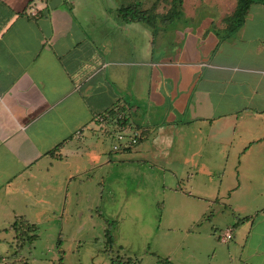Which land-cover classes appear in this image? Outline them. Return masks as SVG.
Instances as JSON below:
<instances>
[{"label":"crops","instance_id":"1","mask_svg":"<svg viewBox=\"0 0 264 264\" xmlns=\"http://www.w3.org/2000/svg\"><path fill=\"white\" fill-rule=\"evenodd\" d=\"M130 3L0 0V264L16 216L38 231L66 224L76 181L121 161L187 182L204 209L233 210L230 242L209 234L195 244L203 254L189 248L174 264H264V5L222 40L208 20L174 31L123 22ZM122 111L143 139L114 152L95 120Z\"/></svg>","mask_w":264,"mask_h":264},{"label":"rangeland","instance_id":"2","mask_svg":"<svg viewBox=\"0 0 264 264\" xmlns=\"http://www.w3.org/2000/svg\"><path fill=\"white\" fill-rule=\"evenodd\" d=\"M127 1L142 9L148 7L150 15L155 12L154 4L164 9L163 14L156 15V23L164 21L172 31L187 27L195 30L208 20L216 35L225 27L223 19L232 13L237 0ZM174 1L179 7L170 19ZM102 140L109 148L114 141L110 135ZM219 179L224 184L227 181L226 176ZM82 180L76 181L80 188L69 193L75 218L63 225L41 226L37 240L24 245L22 262L16 264H124L128 259L164 264L166 255L174 264L188 258L189 248L203 254L195 244H204L209 234L218 243L217 237L234 220L226 201L204 209L187 182H181L178 188L170 177L148 163L105 165ZM192 218L198 222L188 225Z\"/></svg>","mask_w":264,"mask_h":264},{"label":"trees","instance_id":"3","mask_svg":"<svg viewBox=\"0 0 264 264\" xmlns=\"http://www.w3.org/2000/svg\"><path fill=\"white\" fill-rule=\"evenodd\" d=\"M254 2H260L264 5V0H237L235 8L232 13L226 16L223 19V23L225 24L224 29L221 32L216 33V35L223 39L230 38L235 35L243 26L250 6ZM170 9L171 18L173 19L177 15V3L174 1ZM157 5H153V8L156 10ZM118 16L121 18L123 22H142L151 28L156 25V14L150 15L149 10L142 9L141 6L136 4H131L127 6H123L118 11ZM116 120V115H112L110 121ZM63 143H60L54 150L48 152V155H54L58 149L61 148ZM246 219L240 220L238 223L245 221ZM237 225V224H236ZM235 225V226H236ZM11 229L13 231V243H12V254L10 257H7L6 260L9 264L21 263V253L23 247L26 243H33L37 240L38 235V227L34 224H31L25 217L16 216L14 222L11 225ZM3 258H0V260ZM124 264H139V260L131 261L128 259Z\"/></svg>","mask_w":264,"mask_h":264},{"label":"built area","instance_id":"4","mask_svg":"<svg viewBox=\"0 0 264 264\" xmlns=\"http://www.w3.org/2000/svg\"><path fill=\"white\" fill-rule=\"evenodd\" d=\"M33 11V9H31ZM125 113L118 112L116 114V120H108L107 117H96V123L98 128L103 133H112L113 145L112 150L114 152H124L134 149L143 139V131L140 128L127 125ZM233 239V229L226 228L222 235L219 237V241L222 244H226Z\"/></svg>","mask_w":264,"mask_h":264}]
</instances>
